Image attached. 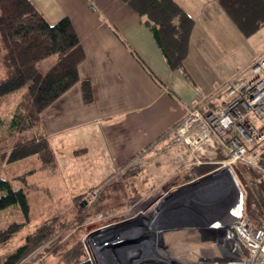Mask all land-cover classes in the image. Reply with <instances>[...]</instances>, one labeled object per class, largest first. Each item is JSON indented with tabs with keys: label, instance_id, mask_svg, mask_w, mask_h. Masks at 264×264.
<instances>
[{
	"label": "rangeland",
	"instance_id": "obj_1",
	"mask_svg": "<svg viewBox=\"0 0 264 264\" xmlns=\"http://www.w3.org/2000/svg\"><path fill=\"white\" fill-rule=\"evenodd\" d=\"M190 15L195 20V27L189 56L185 61L188 75L185 79L203 98L198 104L212 99L218 102V94L227 81L246 71L251 61L264 53V28L245 38L225 14ZM55 61V57H50L40 64V71L45 73ZM25 91L26 87H23L9 94L0 104V119L5 122L1 133L8 134L7 124ZM86 127L78 132L72 131L65 148L56 149V164L51 169L41 170L42 164L35 156L5 165L2 177L10 182L13 189L24 188L27 191L31 218L28 222L16 205L0 211V231L14 223L25 224L16 238L0 250V258L22 246L26 236L39 225L56 220L52 237L21 264H61L60 255L78 243L82 245L83 260L87 258L86 243L96 257L95 263L103 264L99 253L90 249V237L96 239V235L103 232L102 227L107 225L120 231L122 227H132L137 222H150L153 213L151 204L168 197L167 191L159 194L158 189L153 190L161 180L153 174L151 163L147 164L148 160L142 154L135 156L128 165L115 169L116 163L106 144L101 143L92 126ZM82 132L89 134V137L85 139ZM85 148L84 155L82 149ZM115 159L117 166L120 165L118 158ZM236 173L244 182L243 171L236 168ZM165 177L167 179L169 176ZM81 204H85L83 208ZM167 204L162 210L164 215ZM221 213L215 210L214 216ZM163 220H159L157 229L153 231L165 236L173 230ZM177 228L178 231L171 233L168 243L170 252L178 262L190 264L215 257V249L209 239L201 238L191 228H182L183 231ZM114 241L110 239L108 242ZM56 245L60 246L57 255H49L47 250ZM123 246L125 244L117 249ZM156 249L165 253L168 248L159 246ZM113 260L119 262L118 254L113 256Z\"/></svg>",
	"mask_w": 264,
	"mask_h": 264
},
{
	"label": "crops",
	"instance_id": "obj_2",
	"mask_svg": "<svg viewBox=\"0 0 264 264\" xmlns=\"http://www.w3.org/2000/svg\"><path fill=\"white\" fill-rule=\"evenodd\" d=\"M31 1L50 24L64 17L71 20L85 53L79 76L90 82L93 93V102L85 104L79 84L72 87L45 111L39 133L50 141L56 153V149L65 148L72 131L90 125L101 143L106 144L115 169L142 154L161 180L153 190L168 193L167 213L161 214L164 223L174 232L177 227L182 231L191 228V220L177 218L178 203L184 187L208 173L201 177L190 175L184 181L187 171L180 164L184 150L173 145L170 134L182 122L187 109L203 98L180 72L170 69L150 29L121 0ZM174 1L188 14H225L218 0ZM82 133L85 139L89 137ZM82 150L85 155L87 149ZM221 157L218 152L213 159ZM173 231L158 238L159 246L167 251L154 252L144 264L178 262L168 243ZM214 249V254L219 252Z\"/></svg>",
	"mask_w": 264,
	"mask_h": 264
},
{
	"label": "trees",
	"instance_id": "obj_3",
	"mask_svg": "<svg viewBox=\"0 0 264 264\" xmlns=\"http://www.w3.org/2000/svg\"><path fill=\"white\" fill-rule=\"evenodd\" d=\"M121 1L150 29L170 69L188 78L185 61L195 27L191 15L174 0ZM218 5L245 38L264 28V0H218ZM50 57L56 61L42 73L39 66ZM84 59L82 44L68 17L50 24L31 0H0V104L9 94L26 87L7 124L8 134L1 133L5 122L0 119V211L16 205L30 221L27 191L13 189L2 177V171L6 164L34 156L41 162V170L55 166V151L38 130L45 111L75 85L79 84L85 104L93 102L90 82L79 76L78 69ZM215 168L214 165L193 168L184 181L190 175L201 177ZM243 184L247 191L246 214L254 226L261 228L264 226V178L253 175L244 179ZM56 223L52 220L39 225L26 236L22 246L1 257L0 264H21L52 237ZM24 227V223H14L0 231V250ZM59 247L48 249V254L57 255ZM81 250L82 245L78 243L63 252L60 263H81L84 261Z\"/></svg>",
	"mask_w": 264,
	"mask_h": 264
},
{
	"label": "built area",
	"instance_id": "obj_4",
	"mask_svg": "<svg viewBox=\"0 0 264 264\" xmlns=\"http://www.w3.org/2000/svg\"><path fill=\"white\" fill-rule=\"evenodd\" d=\"M218 97V102L212 99L189 107L182 122L170 134L173 145L184 150L180 159L183 170L189 172L203 165H214L216 168L205 176L223 171L231 178L228 187L219 186L218 199L209 206L208 215L213 218L191 227L209 239L219 252L212 259L193 264H264V226H254L247 216V191L236 173L239 168L244 179L253 175L264 178V53L246 71L230 80ZM218 152L222 157L213 159ZM157 200L151 204L150 222L159 224L165 198ZM215 210H220L221 215L214 216ZM143 223L149 222H137L132 227H122L120 231L108 228L112 225L104 226L96 239L90 237V249L99 253L101 263L107 264L104 252H116L117 247L124 244L120 249L131 250L148 241L149 233ZM136 231L137 235L134 234ZM110 239L115 241L108 242ZM84 246L87 252L84 261L96 264L95 255L86 243ZM146 256L144 250L136 258V263L144 264ZM128 262H133L130 257Z\"/></svg>",
	"mask_w": 264,
	"mask_h": 264
},
{
	"label": "water",
	"instance_id": "obj_5",
	"mask_svg": "<svg viewBox=\"0 0 264 264\" xmlns=\"http://www.w3.org/2000/svg\"><path fill=\"white\" fill-rule=\"evenodd\" d=\"M219 173L224 175H219ZM219 173L204 176L189 184L188 187H184L183 192L185 193L180 197L178 203V206L180 207H178L176 212L178 215L177 218L180 220H191V226L197 225L199 222L203 223L204 221L212 219V216L208 215V211L209 206H211V204L216 202L218 199L217 197L219 193L217 189H219L220 185L228 187L231 183V178L225 175L223 171ZM201 207H203L204 212L206 213L200 212V210H202ZM79 264L92 263L90 261H82Z\"/></svg>",
	"mask_w": 264,
	"mask_h": 264
},
{
	"label": "bare ground",
	"instance_id": "obj_6",
	"mask_svg": "<svg viewBox=\"0 0 264 264\" xmlns=\"http://www.w3.org/2000/svg\"><path fill=\"white\" fill-rule=\"evenodd\" d=\"M162 217L159 218V220H161ZM165 220V219H164ZM145 229L147 230V232L149 233V239L146 243L140 245V246H136L138 248H133V249H119L116 252H104L103 255H105V258L107 259L106 262L107 264H130L129 261V257L131 260H133V263L136 264V257H138L144 250L147 253V258L145 261H150V259L153 257L154 255V250L159 247V244L157 243V241L159 240L158 238H160V236L162 234H159L158 231L154 232V229H157L156 223L155 222H149L147 224L143 223ZM136 228V227H135ZM137 228H139L137 226ZM134 229V228H133ZM138 231V229H137ZM137 231L134 232V234L137 235ZM106 234V232H105ZM131 252L130 256L129 253ZM156 252H162V251H156ZM109 254V256H108ZM120 255L119 256V262H115L113 260V256L114 255ZM132 263V262H131Z\"/></svg>",
	"mask_w": 264,
	"mask_h": 264
},
{
	"label": "flooded vegetation",
	"instance_id": "obj_7",
	"mask_svg": "<svg viewBox=\"0 0 264 264\" xmlns=\"http://www.w3.org/2000/svg\"><path fill=\"white\" fill-rule=\"evenodd\" d=\"M168 201H169V199L167 200V198H166V199H165V203L168 202Z\"/></svg>",
	"mask_w": 264,
	"mask_h": 264
}]
</instances>
